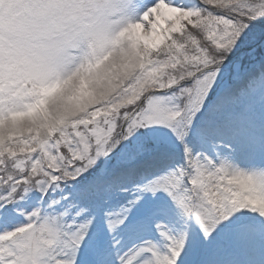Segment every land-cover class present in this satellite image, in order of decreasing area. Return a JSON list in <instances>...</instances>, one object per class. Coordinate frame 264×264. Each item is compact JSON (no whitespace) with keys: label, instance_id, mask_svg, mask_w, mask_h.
<instances>
[{"label":"snow or ice","instance_id":"6c2138e0","mask_svg":"<svg viewBox=\"0 0 264 264\" xmlns=\"http://www.w3.org/2000/svg\"><path fill=\"white\" fill-rule=\"evenodd\" d=\"M220 2L110 0L118 26L80 54L56 49L39 83L0 87V264H191L189 246L222 226L264 231V147L218 143L244 95L222 81L264 0ZM108 80L106 97L59 118ZM141 130L136 155L170 161L165 174L136 187L135 169L92 177Z\"/></svg>","mask_w":264,"mask_h":264},{"label":"clouds","instance_id":"9594fccd","mask_svg":"<svg viewBox=\"0 0 264 264\" xmlns=\"http://www.w3.org/2000/svg\"><path fill=\"white\" fill-rule=\"evenodd\" d=\"M214 6L226 7L220 0ZM121 20L110 11V0H0V87L23 91L39 83L37 74L56 49L80 54ZM114 87L113 80L90 81L88 88L73 93L67 107L57 109L59 118H73Z\"/></svg>","mask_w":264,"mask_h":264},{"label":"rangeland","instance_id":"374dc122","mask_svg":"<svg viewBox=\"0 0 264 264\" xmlns=\"http://www.w3.org/2000/svg\"><path fill=\"white\" fill-rule=\"evenodd\" d=\"M253 31H258L261 34V37H263L264 20L253 22L250 29L251 34L249 35L248 32V34L244 37L240 47L230 58L222 84L225 82L231 84L232 88L235 89V93L240 92L241 89L243 90L244 95L242 96L240 103L234 106L232 109H238L239 111H242L240 113L247 117V121L242 122V125H245L250 129L253 128L257 130L259 136L262 139V136L264 135V38L260 37L259 40L254 41L253 39H251V36H253ZM258 48H261L263 52L261 60L256 61L248 68L243 69L244 66L242 64V61L246 58L249 59L251 54H254L258 51ZM242 57L243 59H241ZM253 58H257V56H254ZM238 63L241 65V68L239 73L236 74L232 72V68ZM235 75H238L239 79L234 80L233 77ZM146 131L147 130H141V133H138L137 136L135 138H132L130 142L125 141L122 147L116 149L109 158L102 159L99 162L96 171L92 173V177L98 176L101 171H105L106 173H108L115 167L129 165L136 162L138 159L148 156L136 155V145L144 139L143 133ZM254 142H258V140L255 139ZM258 144H261V140ZM122 153L128 157L135 155L136 158H129L126 160L122 158ZM148 182L150 181L141 180L133 187L143 186ZM147 195L150 199H155L161 203H171L169 198H167L166 194L164 193H158L156 197H152L150 193ZM110 207L115 209L118 207V205L112 204L110 205ZM258 227L259 226L257 225L253 233H255L257 236H260V242L264 243V231H262L261 228L259 227V229ZM238 228V224L222 226L217 238L212 240L211 242L190 245L188 250V260L191 262V264H222L223 262H228L229 259L238 258V255H240L241 257L244 253L238 250L237 247H234L236 242L240 238L238 234ZM226 233L229 234L228 238H225ZM244 240L248 242L250 240V236L248 238H244ZM259 256L263 257L261 255ZM251 257L253 258L254 256L251 254Z\"/></svg>","mask_w":264,"mask_h":264},{"label":"bare ground","instance_id":"6f19581e","mask_svg":"<svg viewBox=\"0 0 264 264\" xmlns=\"http://www.w3.org/2000/svg\"><path fill=\"white\" fill-rule=\"evenodd\" d=\"M232 90L233 93H235V89L232 88ZM240 112L242 111H239L238 109H231L230 115H227L221 120L220 127L222 135L218 138V143L225 145L226 148L228 145H232L237 150L242 147H255L257 149L264 147V135L261 139L257 130L253 128L250 129L247 126L242 125V122L247 121V117ZM255 139H257L258 142H254ZM260 140L261 144H258L260 143ZM170 163V161L157 160L150 156H145L144 158L138 159L136 162L129 165L115 167L107 174H115L123 169H135L136 175L134 177V181L130 182V185L133 187L141 180L151 181L165 174L166 171L169 170ZM260 241V236H257L255 233L250 235V240L248 242L239 238L234 247H237L238 250L246 254L242 255L243 258L241 257L240 264H264V243ZM251 254L254 256L253 258L251 257ZM259 255L263 257H260ZM222 264H238V261L229 259L228 262H223Z\"/></svg>","mask_w":264,"mask_h":264}]
</instances>
